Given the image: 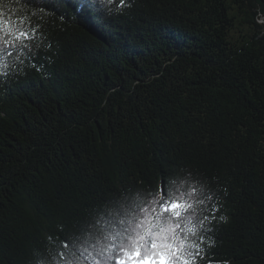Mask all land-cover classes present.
I'll use <instances>...</instances> for the list:
<instances>
[{"label":"trees","instance_id":"16d2710c","mask_svg":"<svg viewBox=\"0 0 264 264\" xmlns=\"http://www.w3.org/2000/svg\"><path fill=\"white\" fill-rule=\"evenodd\" d=\"M47 2L0 0L41 42L0 61V264L163 185L212 196L194 264H264V0Z\"/></svg>","mask_w":264,"mask_h":264},{"label":"snow or ice","instance_id":"6c2138e0","mask_svg":"<svg viewBox=\"0 0 264 264\" xmlns=\"http://www.w3.org/2000/svg\"><path fill=\"white\" fill-rule=\"evenodd\" d=\"M24 2L41 16L50 11L47 0ZM105 3L112 0H75L72 7L79 15L88 16L94 10L99 15ZM39 34L38 27L24 28L20 22L14 27L0 12V61L8 56L23 64L21 56L34 57L33 49L41 46ZM9 66L0 62L4 70L0 74H6ZM211 199L195 185L179 195L167 185L161 187L159 196L138 192L112 211L78 225V234L60 242L55 258L58 264H194L202 251V230L206 232V222L214 218L207 207ZM36 264L46 261L38 258Z\"/></svg>","mask_w":264,"mask_h":264}]
</instances>
